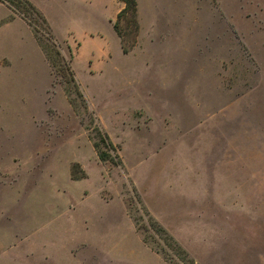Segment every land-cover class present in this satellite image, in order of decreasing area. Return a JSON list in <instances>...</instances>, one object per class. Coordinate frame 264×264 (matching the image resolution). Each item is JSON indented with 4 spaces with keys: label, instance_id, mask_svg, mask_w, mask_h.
<instances>
[{
    "label": "rangeland",
    "instance_id": "374dc122",
    "mask_svg": "<svg viewBox=\"0 0 264 264\" xmlns=\"http://www.w3.org/2000/svg\"><path fill=\"white\" fill-rule=\"evenodd\" d=\"M162 5L68 51L15 1L44 50L0 40V264H118L139 239L168 264H264V0Z\"/></svg>",
    "mask_w": 264,
    "mask_h": 264
},
{
    "label": "crops",
    "instance_id": "0c3cea01",
    "mask_svg": "<svg viewBox=\"0 0 264 264\" xmlns=\"http://www.w3.org/2000/svg\"><path fill=\"white\" fill-rule=\"evenodd\" d=\"M43 15L50 31L58 41L72 44L71 41L81 42L79 36L86 34L92 40L102 38L101 25L108 22L118 37L114 29L113 23L117 19V14L123 7V3L119 0H28ZM167 1V5L171 2L172 11L178 15H184L185 0H137V9L139 20L141 12L146 9L147 3L152 14H158L164 11L163 3ZM176 2V3H175ZM116 5L112 11L109 5ZM171 9L167 7V11ZM18 38L19 41L27 43L41 55V50L33 34L32 27L21 17L14 14L12 10L0 1V40L7 44L9 41ZM104 50V48H103ZM21 56H24L20 54ZM95 54L91 53V57ZM141 247L147 251L146 257H137L135 260H122L118 264H168L157 252L152 251L140 239ZM79 243V242H78ZM77 244V243H76ZM75 244V245H76ZM85 246L81 249L85 248Z\"/></svg>",
    "mask_w": 264,
    "mask_h": 264
},
{
    "label": "trees",
    "instance_id": "16d2710c",
    "mask_svg": "<svg viewBox=\"0 0 264 264\" xmlns=\"http://www.w3.org/2000/svg\"><path fill=\"white\" fill-rule=\"evenodd\" d=\"M2 3H4L5 5H7L9 8H11L14 12L18 13V15H20L23 19H25L30 25L31 21H29V19L26 17L25 13L20 11V9H18L15 5V1L17 2L18 5H22V6H26L27 8H29L30 10H32L42 21L43 24L46 27V38L52 42L53 44H56L57 46H60L59 44H62L61 42H59L51 33L49 25L47 24L45 18L43 17V15L37 10V8L28 0H0ZM123 3V7L120 9V11L117 14V19L114 21L113 26L115 31L119 34L118 31V20H120L125 14H127L128 12H130L133 16V21H134V25L137 28L138 27V23H137V15H138V9H137V0H119ZM34 29V35H35V39L37 41V43L41 46V48L43 47L42 41L41 39L36 36L35 32L38 31V29L33 26ZM68 51L71 50L70 46L68 43H65ZM44 50V47L42 48ZM71 58V55H70ZM67 69L69 70V74L71 75V80L74 81V74L72 69L70 68L69 65H67ZM77 87V85H76ZM77 92L79 94L80 97H82L79 89H77ZM100 134L103 135V139L102 140H106V142H104V147L107 149H111L115 154L113 157H111L109 155V153L107 152V149L105 150H101L99 148L100 144L99 142H93V146L97 151V155L98 158L102 161H106V160H111L114 164H120L121 160L119 159L117 153H116V149L115 146L111 143V141L109 140L108 136L104 133H102L101 131H99ZM113 158H115V160L113 161ZM155 225H157V222H154ZM163 230V229H162ZM164 257V256H163ZM166 260V257L164 258Z\"/></svg>",
    "mask_w": 264,
    "mask_h": 264
}]
</instances>
